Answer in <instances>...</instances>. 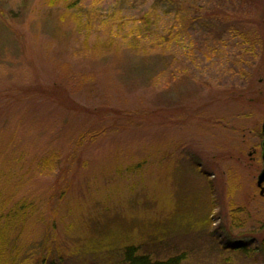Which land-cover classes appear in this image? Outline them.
<instances>
[{
    "label": "rangeland",
    "instance_id": "rangeland-1",
    "mask_svg": "<svg viewBox=\"0 0 264 264\" xmlns=\"http://www.w3.org/2000/svg\"><path fill=\"white\" fill-rule=\"evenodd\" d=\"M263 117L264 0H0L1 142L54 154L7 264H264Z\"/></svg>",
    "mask_w": 264,
    "mask_h": 264
},
{
    "label": "trees",
    "instance_id": "trees-1",
    "mask_svg": "<svg viewBox=\"0 0 264 264\" xmlns=\"http://www.w3.org/2000/svg\"><path fill=\"white\" fill-rule=\"evenodd\" d=\"M147 21L146 25L149 26L151 21L148 18ZM234 33L240 37L239 54L241 50L247 54H251V56L256 52L258 53L261 40L254 29L246 31L237 30ZM166 37V35H162V39ZM205 46L206 50L203 56H209L216 49V45L206 44ZM190 47L193 49L192 44ZM189 53L187 56L192 57L193 53ZM242 59L241 56H235L234 61L238 66L243 67ZM6 112L1 113L2 122ZM0 130H3V126ZM3 135L0 132V137ZM16 140L15 136L7 142L6 138L2 142L0 138V143H2L0 147L3 146V148H0V158L1 162H4L3 167L0 169V264H7L9 254L4 255V253H6L7 245L10 244V240L8 239L10 233L12 230L15 233L16 229L19 231L26 226L27 215H30L37 204L36 192L35 190H31V188L32 185H35L34 181H37L36 175L39 173L38 171H41V169L44 171L51 161V156L54 157L51 150L37 151L35 145L29 151L28 149H20L19 146H13ZM15 243L16 238L11 242V245H15ZM135 250L133 246L126 250L125 259L130 261L129 264H180V255L170 256L164 260H151L147 255L136 256L133 259L130 253H133Z\"/></svg>",
    "mask_w": 264,
    "mask_h": 264
},
{
    "label": "water",
    "instance_id": "water-1",
    "mask_svg": "<svg viewBox=\"0 0 264 264\" xmlns=\"http://www.w3.org/2000/svg\"><path fill=\"white\" fill-rule=\"evenodd\" d=\"M261 129L264 133V117L261 123ZM262 160H263V167L260 170L257 180H256V185L259 187V194L263 196L264 198V187L262 186V183L264 182V138L262 141V152H261Z\"/></svg>",
    "mask_w": 264,
    "mask_h": 264
}]
</instances>
